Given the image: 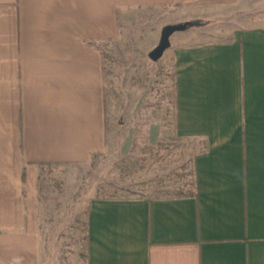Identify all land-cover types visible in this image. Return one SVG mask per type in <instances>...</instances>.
<instances>
[{"label": "crops", "instance_id": "0c3cea01", "mask_svg": "<svg viewBox=\"0 0 264 264\" xmlns=\"http://www.w3.org/2000/svg\"><path fill=\"white\" fill-rule=\"evenodd\" d=\"M186 22L160 57L191 190L89 199L85 264H264V0H0V264L40 262L39 169L103 151V43Z\"/></svg>", "mask_w": 264, "mask_h": 264}, {"label": "rangeland", "instance_id": "374dc122", "mask_svg": "<svg viewBox=\"0 0 264 264\" xmlns=\"http://www.w3.org/2000/svg\"><path fill=\"white\" fill-rule=\"evenodd\" d=\"M152 33L138 31V46L130 33L102 45L103 151L82 164L39 169V264H85V215L93 197L191 190L188 144L173 131V67L148 57Z\"/></svg>", "mask_w": 264, "mask_h": 264}, {"label": "water", "instance_id": "95a60500", "mask_svg": "<svg viewBox=\"0 0 264 264\" xmlns=\"http://www.w3.org/2000/svg\"><path fill=\"white\" fill-rule=\"evenodd\" d=\"M175 29H179V27L175 25H168L162 29L157 46L149 53L150 59L155 60L160 57L164 49L168 46L169 34Z\"/></svg>", "mask_w": 264, "mask_h": 264}, {"label": "trees", "instance_id": "16d2710c", "mask_svg": "<svg viewBox=\"0 0 264 264\" xmlns=\"http://www.w3.org/2000/svg\"><path fill=\"white\" fill-rule=\"evenodd\" d=\"M190 24H191L190 22H186V23L179 24L178 27L179 28H187Z\"/></svg>", "mask_w": 264, "mask_h": 264}]
</instances>
